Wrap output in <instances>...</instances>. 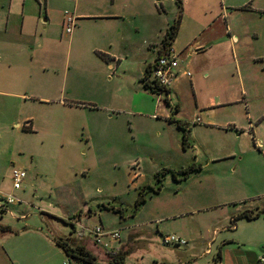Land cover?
I'll list each match as a JSON object with an SVG mask.
<instances>
[{"label":"crops","instance_id":"obj_1","mask_svg":"<svg viewBox=\"0 0 264 264\" xmlns=\"http://www.w3.org/2000/svg\"><path fill=\"white\" fill-rule=\"evenodd\" d=\"M172 2L177 5L176 12H169L165 8L166 4ZM207 5V0H0L1 120L11 119L10 123H7L11 128L18 120L14 131L22 137H42L44 131L41 129L48 123L54 128L58 125L59 129H62L65 126L64 117L70 116L72 120L83 111L102 109L103 89L105 90L115 78H119L116 73L125 72V66H131L134 70L140 68L135 73L134 86L137 90L150 93L143 89L140 80L146 67H151L156 60L164 34L179 11V27L171 44L178 60V68L168 85L169 93L179 88L178 78L187 77L185 72H190L189 69L193 70L195 75L199 71L209 72L219 68L227 70L226 65H220L229 61L237 62L239 55L235 51L239 50L241 54L246 52L239 45L251 46L257 37L248 29L245 33L242 29L240 33V28L232 23L235 18L228 12L231 8L223 7L222 4L219 8H209ZM65 11L75 16V25L70 34L63 31ZM139 51L140 55L145 53L143 61L138 59ZM251 58L261 59V56ZM102 77H105L103 83ZM187 78L191 89L194 90L197 86L196 77L193 78L190 74ZM211 89L213 97H208L213 100L211 103L196 100L194 109L179 114L180 121L189 125V137L190 125H201L204 129L216 127L214 122L220 117V109L240 103L244 107L245 118L249 120L246 122L247 128L254 125V128H250L253 143L251 149H261L264 153L261 140L256 142L253 134L264 116L259 117L249 111L245 90H242L244 102L237 100L228 103L218 101L219 90ZM106 100L110 102L109 97H106ZM27 107H44L54 113L49 120L45 118L42 122L32 115H21V109ZM127 107L121 105L116 108L125 111ZM132 108L134 116H142L139 105H136L135 109ZM60 114L62 120L59 119ZM150 117L154 118V115ZM196 118H199V122H195ZM68 124L75 126L76 122ZM219 127L226 130L229 125ZM233 127L235 129L236 126ZM235 131L241 133L242 130ZM195 141L194 145H190L192 149L196 146L201 153L207 148L206 165L229 163V171L239 166L240 160L236 162V156L241 158L243 150L236 151L232 146L224 144L208 147L201 140ZM168 148L167 144L164 148L167 153ZM234 162L235 166L230 170ZM181 168L184 167L180 166ZM201 171L200 167V170L194 173ZM81 172L87 174L89 170L84 169ZM194 173L176 183L186 182ZM215 174L214 180L217 182L213 183L211 188H205L208 184H200L190 200L156 206L157 211L154 213L169 222L167 226H162L159 219L155 220L153 234L159 238L175 234L183 238L186 244L181 247H166L168 250L159 252L149 250L151 260L148 264H259L258 258L264 257V215L251 220L238 217L246 210L242 211L233 204L232 209L224 213L199 218L193 216L194 212L199 211L193 206L200 200L199 196L204 191H210L219 199L233 198L230 188L221 181L218 173ZM27 185L29 183L25 180L19 190H13L12 186L10 190L19 194L26 190ZM161 190L149 197L152 199L160 194ZM225 202L232 203V199L217 202L215 205L221 206ZM1 206L0 204V208ZM88 209L90 210L89 207ZM39 210L45 211L42 208ZM46 213L48 214L44 213L45 216L56 220L54 212ZM25 218L21 217L20 220ZM65 223L72 226L73 234L68 238L71 239L74 234L81 236L77 232V224L80 223L78 216L66 220ZM142 224L123 226L126 228L128 242L137 241L143 236L148 237L152 232L148 224ZM2 226L9 227L10 231H0V264H83L68 261L62 250L56 244H53L55 247L52 245L55 238L49 236L40 226L30 230L26 226L20 229H13L8 224ZM144 228H148V231L141 233L140 230ZM120 229L114 230L120 232ZM90 236L94 242L93 236ZM44 241L48 242L47 247L42 246ZM80 245L96 257L92 249ZM120 250L123 251L122 246L103 248V260L96 259L100 264H105L106 253ZM192 256H209V259H204L203 263H195L191 262Z\"/></svg>","mask_w":264,"mask_h":264},{"label":"rangeland","instance_id":"obj_2","mask_svg":"<svg viewBox=\"0 0 264 264\" xmlns=\"http://www.w3.org/2000/svg\"><path fill=\"white\" fill-rule=\"evenodd\" d=\"M207 2L209 8H219L221 4L231 8L228 12L235 18L232 19L233 25L240 28V33L242 29L243 33L247 29L250 33H255L257 39L253 40L251 46L245 43L244 46L239 45L246 52L241 54L236 50L235 53L239 55L237 62L229 61L220 65H226L227 70L219 68L209 72L199 71L195 75L189 69V73L197 79L194 90L191 89L187 77L178 78L179 88L169 93L166 103L162 93L155 95L137 90L134 76L140 68L134 70L131 66H125V72L116 73L119 78L114 77L115 80L103 89L102 109L83 111L74 120L66 116L62 129L58 125L54 128L48 123L41 129L44 131L42 137H22L14 131L18 120L11 128L7 124L11 119L1 120L3 116L0 117L1 207H5L4 198L7 194L15 199L12 205L7 206L3 212L0 211V226L8 224L13 229L26 226L29 230L40 226L49 236L66 240L73 232L72 226L65 221L78 216L80 223L77 224V232L81 236L74 234L71 239L66 240L68 245L73 246L79 242L92 249L99 260L103 258V248L122 246L123 250L129 251L125 264H148L151 260L149 250H168L160 245L159 236L153 234L155 220L159 219L162 226H167L169 222L154 213L157 211L156 206L190 200L200 184H208L205 188H211L217 182L214 180L215 173L230 188L233 198L219 199L210 191L202 192L200 200L193 206L196 211L199 210L193 213V216H197L194 218L224 213L231 210L233 204L242 211L254 213L264 209V153L261 149H251L253 143L250 128H254V125L247 128L246 122L249 120L245 118L244 107L240 103L220 109V117L214 122L216 127L204 129L201 125H190L191 136L188 137L185 148L181 145L182 131L172 122L180 120V112L194 109L196 100L211 103V88L219 90L218 101L228 103L237 100L244 102V89L249 111L259 117L264 116V0ZM165 8L169 12L177 11L174 2L166 4ZM140 53L139 51L138 59L143 61L145 53ZM252 56H261V59L253 60ZM103 79L105 77H102V83ZM106 97H109L110 102ZM116 105L128 107L123 111L116 108ZM136 105H139L142 116H134L135 112L131 108L135 109ZM53 113L44 107L21 109V115H32L42 122L45 118L49 120ZM152 114L154 118L150 117ZM61 116L62 114L59 116L60 120L63 119ZM74 121L75 126L68 124ZM224 125L229 127L226 130L220 129L219 126ZM233 126L239 131L242 130L241 133L235 131ZM254 131L256 142L261 140L264 146V118ZM194 139L197 142L203 141L208 147L224 144L232 146L236 151L243 150L241 158L236 156V162L240 160L239 166L232 171L236 163L234 162L229 171V163L206 165L207 148L201 153L196 146L192 149L190 145H194ZM167 144L168 153L164 150ZM190 164L200 165L202 171L194 173L186 182L177 184L171 170ZM14 168L23 170L26 173L25 180L29 183L25 186L26 190L19 194L10 190L11 172ZM84 169L89 172L83 174L81 171ZM160 171H163L159 176L162 182L160 194L152 199L149 197L152 193L145 194L146 202L132 216L140 188L154 186L157 182L156 174ZM227 199H232V203L215 205ZM109 207L120 209L124 220L121 221L119 214L108 209ZM39 208L45 211L41 212ZM46 211L54 212L56 220L45 216L44 213L48 214ZM21 217L26 218L20 220ZM142 223L148 224L152 232L148 237L143 236L137 241L128 242L126 228L123 226L143 225ZM95 225L101 226L107 232L122 228L120 238L115 241L102 237L96 245L87 231ZM140 231L146 232L148 228ZM43 243V247L48 246L47 241ZM194 257L196 256H192L191 262L203 263L204 259H209V256Z\"/></svg>","mask_w":264,"mask_h":264},{"label":"trees","instance_id":"obj_3","mask_svg":"<svg viewBox=\"0 0 264 264\" xmlns=\"http://www.w3.org/2000/svg\"><path fill=\"white\" fill-rule=\"evenodd\" d=\"M180 17H181V13L179 11L178 14L176 15V18L174 19V21L172 22V24L169 26L168 30L164 34L162 45L160 47L157 58H159L162 55L167 54L169 50L172 49L171 44L177 35ZM151 72H152V67L148 65L145 69L142 79L140 80V83L142 84L143 89L155 95H159L161 93L164 94L165 95L164 100L166 103H168V97H167L169 94L168 88H163L159 86V84L155 80L151 79ZM172 122H174L176 127L182 131L181 145H182V148H185V146L187 145V140H188L189 132H190L189 125L180 120H172ZM199 170H200V165L190 164L179 170H171V175L175 181H182V180L187 179L192 173L197 172ZM165 171H168V170H165ZM161 172L163 171H160L156 174L157 182L154 186L148 185V186H142L140 188L138 192V196L134 203V207H133L132 214H131L132 216L136 214L139 207L146 201V197L144 196L145 194L157 193L161 190L162 182H161V178L159 177ZM108 209H111L112 211L118 213L121 221L124 220L123 213L120 209L110 208V207ZM0 210L3 211L5 210V208L4 209L0 208ZM263 212H264V209L256 213L245 211L239 214L238 217H243V218L251 220V219H255L259 217L261 213ZM9 229L10 228L7 226H0V231H10ZM67 239H70V238H67ZM66 240L62 238H59V239L55 238L54 243L62 250L66 258L68 259V261L80 262L83 264H100L97 261L96 257L93 254H91L88 250H86L83 246L77 243L76 245H73V246L68 245V242ZM126 255H127V251L125 250L123 251L120 250L114 253H106L107 260L105 264H125L124 260H125ZM217 258L219 259L220 256H217Z\"/></svg>","mask_w":264,"mask_h":264},{"label":"built area","instance_id":"obj_4","mask_svg":"<svg viewBox=\"0 0 264 264\" xmlns=\"http://www.w3.org/2000/svg\"><path fill=\"white\" fill-rule=\"evenodd\" d=\"M75 25V16L65 11L63 14V31L66 34H70ZM152 72L151 79L155 80L159 86L163 88H168V85L171 82V79L175 76L176 70L178 68V60L173 52V50H169V52L165 55L156 58V60L152 64ZM187 77H190L189 72H185ZM195 122H199V118L195 119ZM26 178V173L18 168H14L11 172L12 179V188L13 190H19L22 186ZM15 199L12 195H6L4 198V206L14 203ZM233 223V222H232ZM88 233L93 236L95 244H99L102 237H109L111 240H117L120 238V232L118 230L113 232H107L102 229L101 226L96 225L88 230ZM160 243L165 247H181L186 244V241L175 235L168 234L163 235L160 238ZM259 264L264 263V257L258 258Z\"/></svg>","mask_w":264,"mask_h":264}]
</instances>
